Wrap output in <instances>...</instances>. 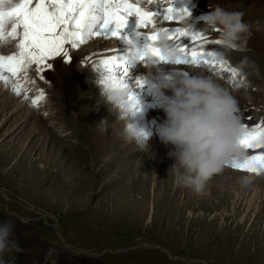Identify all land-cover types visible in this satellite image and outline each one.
<instances>
[{"label":"rangeland","instance_id":"374dc122","mask_svg":"<svg viewBox=\"0 0 264 264\" xmlns=\"http://www.w3.org/2000/svg\"><path fill=\"white\" fill-rule=\"evenodd\" d=\"M216 5L242 11L253 25L251 37L226 52L199 39L191 46L221 53L216 59L227 60L236 76L219 67L210 73L194 65L135 64L131 75L145 84L135 90L140 111L129 121L152 133L143 151L121 139L122 124L100 96L105 73L97 61L116 54L106 50H126L114 37L68 47L67 57L47 60L51 67L39 74L32 65L7 86L0 80V222L12 223L21 249L4 255L8 264H264V168L257 164L251 173L231 166L264 154V147L243 148L244 158L230 160L197 195L175 185L171 145L155 135L165 118L158 103L170 94L156 93L155 81L158 75L174 79L177 71L211 77L236 101L246 131L264 129V0H173L190 15L153 17L158 22L141 31L181 27L215 40L219 31L199 17ZM140 6L159 12L168 3L141 0ZM135 22L129 17L123 30L130 37L140 31ZM10 40L0 54L16 51L17 41ZM82 49L89 50L83 62ZM17 83L19 95L11 86ZM102 120L109 123L105 133L97 126Z\"/></svg>","mask_w":264,"mask_h":264},{"label":"snow or ice","instance_id":"6c2138e0","mask_svg":"<svg viewBox=\"0 0 264 264\" xmlns=\"http://www.w3.org/2000/svg\"><path fill=\"white\" fill-rule=\"evenodd\" d=\"M149 5H157L160 0H146ZM168 7L163 11L145 10L140 6L141 0L135 3L131 0H0V45L6 44L8 38L17 41L14 45L16 51L10 55L0 54V80L9 85L13 78L30 66H36L39 74L45 67H51L46 61L57 56H68L69 49L78 48L92 37L121 40L126 46L125 52L118 49L106 51L115 52V55L105 56L97 61V66L105 73V79L119 80L130 89V100L139 105L136 89L142 88L145 79L131 75L135 64H146L145 54L150 53L153 67L161 65H194L204 67L210 73H231L236 76V69L228 65L224 59L217 60L216 51L209 50L200 44L199 50L192 47L198 39L215 45L221 41L206 40L200 31L189 32L181 27L161 28L158 31H141L154 25L157 20L176 21L189 16L186 8L176 9L173 0H167ZM136 17L134 37H130L123 30L129 17ZM10 30L6 31V27ZM219 31V29H217ZM161 35L167 41L168 50L175 52V59L171 62L164 56L161 49L156 46ZM143 36L144 43L139 37ZM187 40V43L184 40ZM235 48V47H234ZM9 73L10 75H5ZM177 75H188L187 72H178ZM133 81L135 87H133ZM16 95L20 94L19 84H11ZM27 99V98H25ZM33 105L36 100L32 101ZM239 144L244 149L264 147V129L260 125L253 126L251 131L245 130ZM264 168V154L247 157L243 163L233 162V168H239L251 173L258 172L256 165Z\"/></svg>","mask_w":264,"mask_h":264},{"label":"clouds","instance_id":"9594fccd","mask_svg":"<svg viewBox=\"0 0 264 264\" xmlns=\"http://www.w3.org/2000/svg\"><path fill=\"white\" fill-rule=\"evenodd\" d=\"M210 9L199 20L206 28L219 29L218 39L225 52L247 43L253 25L244 21L242 11L228 10L219 5ZM256 27L258 30L259 25ZM156 46L169 62L175 59V52L168 50L163 35ZM220 55L217 53V56ZM145 59V65L152 67V55L146 53ZM172 76L174 79L168 75H158L154 84L156 93H170L158 103L165 118L156 126L155 135L164 145H171L168 155L175 161L170 167L175 185L203 195L208 181L220 173L225 164L244 158L245 153L239 144L244 129L237 115L236 101L227 89L211 77ZM99 83L102 102L122 124L119 132L121 139L125 143H136L142 151L148 149L146 142L152 133L145 132L135 122L129 121L130 116L140 111V105L129 98L130 89L121 81L108 80L105 76ZM108 124L102 120L97 126L105 133ZM242 180L248 182L247 178ZM12 233L11 222H0V264H8L3 259L6 253L21 251L18 243L12 239Z\"/></svg>","mask_w":264,"mask_h":264},{"label":"bare ground","instance_id":"6f19581e","mask_svg":"<svg viewBox=\"0 0 264 264\" xmlns=\"http://www.w3.org/2000/svg\"><path fill=\"white\" fill-rule=\"evenodd\" d=\"M262 11L264 12V9H262ZM129 32V31H128ZM127 32V33H128ZM99 38V37H98ZM101 38V37H100ZM99 38V39H100ZM115 38V37H114ZM116 40V39H115ZM10 41H12V40H10ZM120 42H122L121 40H118L117 41V43H120ZM13 45V44H12ZM81 46V45H80ZM67 47H71L70 45H67ZM12 49V48H11ZM70 49H73V48H70ZM69 49V50H70ZM2 50V49H1ZM89 51V50H88ZM88 51L86 50V49H82L81 50V52L80 53H78V58L80 59V60H82L83 58H85V56H86V54L88 53ZM8 52V51H7ZM11 52V51H10ZM70 53V52H69ZM6 54V53H5ZM74 54V53H73ZM63 57V56H62ZM61 57V58H62ZM82 62H83V60H82Z\"/></svg>","mask_w":264,"mask_h":264}]
</instances>
